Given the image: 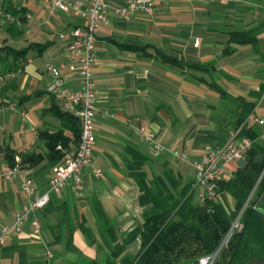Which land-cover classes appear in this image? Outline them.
<instances>
[{"label": "crops", "instance_id": "crops-1", "mask_svg": "<svg viewBox=\"0 0 264 264\" xmlns=\"http://www.w3.org/2000/svg\"><path fill=\"white\" fill-rule=\"evenodd\" d=\"M126 1L108 0L111 7ZM154 2L152 15L139 13L123 21L111 13L110 23L98 29L93 162L78 187L67 185L36 213L39 231L29 218L0 246V264H108L119 247V259H133L142 239L129 238L143 225L147 209L131 175L133 150L145 157L143 171L149 178L170 172L182 187L193 182L195 170L172 151L200 160L206 146L229 142L243 111L240 105L254 107L247 127L264 132L258 123L264 120V0ZM3 3L20 11L25 22L15 18L18 29L11 34L5 29L11 22L2 24L0 16V34L25 53L22 68L5 76L4 88L1 84L0 175L11 168L5 153L10 149L43 195L64 151L80 141L77 118H70L49 92L47 68L59 67L66 88L79 89L75 64L65 53L68 34L85 22L71 13H51L45 0ZM251 31L256 44L234 38ZM158 53L202 69L164 63ZM141 129L155 134L164 147L161 153L141 137ZM51 147L61 154L58 160H51ZM23 157L30 161L23 164ZM224 197L233 208V199ZM26 204L19 179H0V229L11 225ZM261 209L264 214V192Z\"/></svg>", "mask_w": 264, "mask_h": 264}, {"label": "trees", "instance_id": "trees-1", "mask_svg": "<svg viewBox=\"0 0 264 264\" xmlns=\"http://www.w3.org/2000/svg\"><path fill=\"white\" fill-rule=\"evenodd\" d=\"M1 8L4 9V12L11 13L15 18L20 19L21 24L25 22L23 17L19 16L21 15L20 11L15 8L6 6L4 3L1 4ZM5 29L11 34H15L18 24L16 21L11 22ZM234 38L239 42L257 43L254 31L234 34ZM2 43V47H0V75L5 79L7 74L17 72L22 68L25 52L7 45V39H4ZM158 58L164 63L177 67L189 66L202 69L198 65H187L179 59L162 53H158ZM4 83L1 81L2 88L5 86ZM262 92H264V86ZM240 106L243 111L237 128L245 124L242 134L255 141V144L249 152L246 166L238 167L233 176L222 183V191L234 201L233 208L229 209L228 205L197 203L191 193L190 184L181 187L177 177L170 172L163 176L149 178L143 171L146 163L145 157L135 150L132 151L134 162L131 164V175L140 188L141 205L147 209L143 213V225L129 238L131 241L137 235L141 236V251L133 259L124 257L121 264H191L198 258L217 250L264 171V144L257 143L262 132L246 125L254 107L251 105ZM68 116L75 119L71 114ZM76 120L78 121V119ZM54 137L51 136L50 139H54ZM51 151V160H58L61 157L54 147H51ZM5 153L11 168L15 167L17 162L14 151L6 149ZM257 156L262 157L261 163L255 161ZM28 161L30 159L22 158L23 164ZM259 187L263 193L264 177ZM243 223V231L233 237L229 247L221 253L217 264H247L252 260H264L260 256V253L264 252V214L262 209L257 208L256 205L249 207L244 214ZM121 251V247L117 248L108 264H118L117 260L120 258ZM46 264L57 263L48 262Z\"/></svg>", "mask_w": 264, "mask_h": 264}, {"label": "built area", "instance_id": "built-area-1", "mask_svg": "<svg viewBox=\"0 0 264 264\" xmlns=\"http://www.w3.org/2000/svg\"><path fill=\"white\" fill-rule=\"evenodd\" d=\"M51 13H71L76 17L84 19V26L76 27L68 34V44L65 59L74 63V69L79 80V89L76 91L66 88V81L61 75L59 67L48 66L47 71L52 77L49 85V92L55 95L64 110L76 117L80 124V141L75 149L64 151L62 163L53 168V176L49 183V190L43 195L38 194V187L34 178L28 174L17 160V165L9 168L0 175V179L21 181V189L27 204L15 215L12 224L3 226L0 229V246H4L6 240L13 234L20 233L31 218L37 231L41 224L36 218V213L45 209L52 195H60L62 189L67 185L78 187L82 181L87 168L93 162V152L96 146L95 118L97 109V82L95 79L96 68V35L98 29L110 23V14H115L120 20L129 21L136 14L143 13L152 15L155 12L154 0H127L122 7H111L108 0H45ZM1 23L13 22L15 17L11 13L4 12L0 5ZM30 18V16H27ZM0 47L2 44L0 43ZM4 77L0 75L1 81ZM264 125V120H259ZM245 124L237 128L226 144L222 146H206L205 155L200 160H191L189 157L178 151H172L173 155L180 160L188 162L195 170V178L190 184L191 193L201 205L208 203L224 205L225 192L222 191V183L231 178L234 169L239 167L238 161L246 160L252 150L255 141L244 136ZM141 137L155 149L159 154L164 147L158 142L155 134L140 130ZM235 166L232 170L231 166ZM94 175L99 177L101 170L96 169ZM264 177V175H263ZM262 177V178H263ZM261 178V180H262ZM259 183L256 185L260 184ZM256 187V188H257ZM254 193V192H253ZM252 193V194H253ZM250 199L235 217L231 228L223 238L217 250L211 254L202 256L191 264H217L221 253L228 246L234 235L244 229V214L249 208Z\"/></svg>", "mask_w": 264, "mask_h": 264}, {"label": "rangeland", "instance_id": "rangeland-1", "mask_svg": "<svg viewBox=\"0 0 264 264\" xmlns=\"http://www.w3.org/2000/svg\"><path fill=\"white\" fill-rule=\"evenodd\" d=\"M5 39V36L3 35V34H0V43L1 44H3L2 43V41ZM262 135L263 136H261V138L260 139H258L257 140V143H259V144H264V132H262ZM235 168V166L233 165V166H231V169L233 170ZM257 186H255V188L253 189V191H252V193H251V195H252V198H251V200H250V204H249V207H252L253 205H256V207L258 208V207H260V208H262V199H263V193H261V189H260V187H259V185H258V187L256 188ZM251 195H250V197H251ZM250 197H249V199H250ZM228 199H226V197H224V203H225V205H228V207H229V209H230V205L228 204V201H227ZM233 200H230V204H232L233 205ZM243 231V230H242ZM242 231H240V232H242ZM239 232V233H240ZM235 236V235H234ZM233 239V238H232ZM229 244H230V242H229ZM229 244H228V246L226 247V248H228L229 247ZM225 248V249H226ZM224 249V250H225ZM260 256L262 257V258H264V252H261L260 253ZM123 259V258H122ZM122 259H118L117 260V263L118 264H121V262H122ZM263 260V259H262Z\"/></svg>", "mask_w": 264, "mask_h": 264}, {"label": "water", "instance_id": "water-1", "mask_svg": "<svg viewBox=\"0 0 264 264\" xmlns=\"http://www.w3.org/2000/svg\"><path fill=\"white\" fill-rule=\"evenodd\" d=\"M262 160H263V159H262V157H260V156L255 157V161H256L257 163H261ZM246 164H247V161H246V160H240V161H238V165H239V167H245ZM263 175H264V171H263V173L261 174V176H260V178H259L257 184L259 183V181L261 180V178L263 177ZM257 184H256V185H257ZM253 263H264V260H261V259L252 260V261L248 262L247 264H253Z\"/></svg>", "mask_w": 264, "mask_h": 264}]
</instances>
